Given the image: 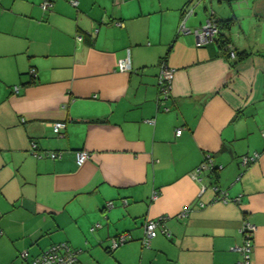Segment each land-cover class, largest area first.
Wrapping results in <instances>:
<instances>
[{
    "label": "crops",
    "instance_id": "1",
    "mask_svg": "<svg viewBox=\"0 0 264 264\" xmlns=\"http://www.w3.org/2000/svg\"><path fill=\"white\" fill-rule=\"evenodd\" d=\"M42 1L0 0V264H28L60 243L80 251L78 264H102L91 255L112 254L122 233L138 264H235L243 221L254 227L249 264H264V0L239 2L251 27L227 35L246 54L234 66L215 43L197 48L192 33L177 34L192 7L185 27L197 29L187 24L202 0H47L45 12ZM211 3L213 17L238 24ZM161 60L173 70L166 98ZM54 122L65 123L61 137ZM31 143L61 157L38 159ZM78 150L89 153L81 166ZM206 156L220 169L198 182ZM214 188L239 201H215ZM159 216L169 236L142 247L144 223Z\"/></svg>",
    "mask_w": 264,
    "mask_h": 264
},
{
    "label": "built area",
    "instance_id": "2",
    "mask_svg": "<svg viewBox=\"0 0 264 264\" xmlns=\"http://www.w3.org/2000/svg\"><path fill=\"white\" fill-rule=\"evenodd\" d=\"M123 0H112V2L115 5H119ZM72 5H76V3L73 1L71 3ZM52 4L44 0L40 4V8L43 12L49 10L51 8ZM193 7L185 10L183 12V16L181 21L178 24L177 32L179 34H189L192 33L195 38V47L201 48L204 46H207L209 44L215 43V40L219 36V28L217 26V23L212 18L213 13L210 14L208 19L204 22L203 25H201L198 29H195L193 31H189L185 27V21L188 17H190L193 14ZM115 25L118 27H122V24L120 22H115ZM78 40H81L80 36L76 37ZM227 53L229 55L230 60L235 59V52L230 44L226 46ZM117 70L119 72H129L130 71V60L128 51H126V55L123 59L118 61L117 63ZM173 74V70L169 69L164 63H161L158 66V74H157V88L159 90V93L164 96V98L167 97L169 94L170 84H171V76ZM29 75L32 78L36 77L35 70L30 69ZM14 90H17L15 88ZM50 128L53 132V134L56 137H61L63 130L65 129V123L64 122H54L50 124ZM181 134V129H178L175 131V136H179ZM262 137L264 139V132L262 133ZM35 144L31 143V152L32 154L38 158H48L51 160L59 159L61 157L60 152H54L49 151L42 154H38L35 152ZM257 153H252L251 155H245L240 158V166L241 167H247L250 164L254 163L258 159ZM75 158V164L77 166H81L89 159V153L85 150H78L74 153ZM220 167H216L212 163V159L210 156H206L203 158V160L199 163V165L193 170L192 177L197 180L198 182L201 181L203 174H212L218 171ZM204 191V187H201V192ZM214 191L217 193L216 197L214 198L215 201L220 200L222 202H228V201H234L238 202L239 197L235 199H228L226 195L222 192L220 193L217 191L216 188H214ZM157 198V194L153 193L151 199L155 200ZM126 202L123 201L122 205H125ZM200 207H202V204H199ZM106 210L112 209L113 204L112 202H107L105 204ZM187 215V209H183L180 213L176 215L178 219H182ZM166 216H159L155 218L154 220H148L143 225V234L141 238V245L144 248H149L150 242L153 238H155L157 235H163L164 237L169 236V231L165 225L167 221ZM99 224H95L91 230L94 228H99ZM254 233V227L247 221H243L241 227L239 228V234L242 236L243 241L240 245L234 246L231 248L233 252H236L240 255V260L237 261L235 264H249L251 252H252V237ZM130 236L127 233L119 234L118 236L114 237L110 240V251H113L117 249L118 247L126 244L130 241ZM80 253L79 250H73L68 245L64 243L55 244L49 247L47 250L41 252L36 257L32 258L28 264H78L77 263V255ZM20 257L22 259H25L26 255L25 253L20 254Z\"/></svg>",
    "mask_w": 264,
    "mask_h": 264
},
{
    "label": "rangeland",
    "instance_id": "3",
    "mask_svg": "<svg viewBox=\"0 0 264 264\" xmlns=\"http://www.w3.org/2000/svg\"><path fill=\"white\" fill-rule=\"evenodd\" d=\"M112 1V0H111ZM152 2H154L153 0H150ZM210 0H202L199 3L196 4V8H195V12L197 13V16L199 18V20L202 22L206 17L208 18L210 16L211 13L214 12L213 7L210 6L209 4ZM242 0H231L230 4H228L225 0H222L220 3L217 2V0H211V5L212 6H217L219 8H221V10L223 11L225 9V12H228L229 15H232L233 12L237 15V17L239 16V2ZM149 3V1H148ZM195 4V3H194ZM192 4V5H194ZM116 7V6H115ZM206 8V10H203V8ZM127 11V9H126ZM197 16H193L192 18H190L189 23L187 24L188 27H190L191 29L193 28H199L201 25L204 24V22L206 21V19L203 21L202 24L197 25ZM0 20H2V17L0 16ZM190 23H192V26H190ZM238 26L242 27L246 32L247 30L251 27L249 21L244 18V17H238V24L237 25H232L230 26V30L227 32V35L235 34V31H237ZM239 27V28H240ZM177 31V29H176ZM261 39L263 40V36L261 37ZM130 243H126L123 246H127ZM123 248L122 246L118 247L117 249H121ZM116 250V249H115ZM115 250L111 253L107 252L105 255V258L102 255L99 254H92L91 256L94 258H100V261L102 262V264H117L116 260L114 259V257L112 256L115 252ZM126 264H138L139 261V254L133 250L132 248H126L123 250L122 254L119 256Z\"/></svg>",
    "mask_w": 264,
    "mask_h": 264
},
{
    "label": "trees",
    "instance_id": "4",
    "mask_svg": "<svg viewBox=\"0 0 264 264\" xmlns=\"http://www.w3.org/2000/svg\"><path fill=\"white\" fill-rule=\"evenodd\" d=\"M182 12H184V10L181 11V18H180L179 22L181 21L182 16H183ZM212 18L217 23V26L219 28V36L215 40V44H216L217 48L220 50L221 55L224 56L226 60H230L229 59V55H228L227 50H226V46L228 44H230V40L227 37L226 31L231 26V24L233 22V19H227V20H225V19H217V18L213 17V15H212ZM177 34H179V33L177 32ZM232 48H233V46H232ZM233 50L235 52V59L231 60V61L232 62L234 61V63H232V65L234 66L237 62L242 61L243 58L246 56V54L243 51L237 52L234 48H233ZM161 63H163L162 60L160 61L159 65Z\"/></svg>",
    "mask_w": 264,
    "mask_h": 264
}]
</instances>
